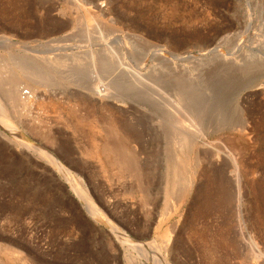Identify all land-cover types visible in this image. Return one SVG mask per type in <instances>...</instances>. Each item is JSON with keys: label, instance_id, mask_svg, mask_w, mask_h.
Returning <instances> with one entry per match:
<instances>
[{"label": "rangeland", "instance_id": "obj_1", "mask_svg": "<svg viewBox=\"0 0 264 264\" xmlns=\"http://www.w3.org/2000/svg\"><path fill=\"white\" fill-rule=\"evenodd\" d=\"M69 82L116 100L60 93L18 111L70 178L0 133V264H264V0H0L5 109L14 83L59 93ZM111 113L133 137L139 180L87 155L94 137L120 145ZM187 156L197 175L174 208Z\"/></svg>", "mask_w": 264, "mask_h": 264}, {"label": "bare ground", "instance_id": "obj_2", "mask_svg": "<svg viewBox=\"0 0 264 264\" xmlns=\"http://www.w3.org/2000/svg\"><path fill=\"white\" fill-rule=\"evenodd\" d=\"M22 64L24 65V63H22ZM23 65L21 66L23 71L28 69L27 68L29 66L28 64H27L28 66L25 64L24 67H23ZM29 70H30V68H29ZM39 70H41V69H39ZM259 85H264V83L262 82V84H259ZM12 87H13L12 91L10 93H8L7 96L10 99V103H11L12 107L14 108V111L10 112L7 109H5L6 107L3 104L4 102L2 103L0 100V128H1L0 133H1V135L5 138L9 139L11 142L15 143L16 145L20 146L21 148H25L27 150H30V151L37 153L44 160H46L47 163L53 164L57 169H59L61 171V173L63 172V174L66 177H69V178L72 177L71 170L69 168H67L53 153L44 149L43 146L41 147V146L37 145L27 134H25V132L21 129L20 125L17 123L18 120H16L18 118V114H19L18 111L22 110V111L26 112L30 109H34L35 107L37 108L43 104V99L45 96H49L50 98H52V97H55L57 94H60V93L68 96L69 98H70V96L72 97L73 95L80 96V98H82V99L86 98V99L91 100V99L96 98V99H98V102H100L102 105H105V106H110L114 102V100H116V99L111 97L110 93L107 90V87L100 86L98 84H92V86L87 87L86 85L83 86L80 84L72 85V82H69L65 85V88L62 89L59 93L57 90H54V89L53 90L49 89L50 91L49 90H41L40 87H42V85L38 88L36 87V89L30 88V90H27L26 92L24 91L23 88H21V85L19 83L18 84L17 83L12 84ZM84 89L88 90L89 93L88 92L86 93L85 91H83ZM104 113L106 114V112H104ZM104 113H102L103 116H104ZM103 116H100L99 118H101ZM114 116L116 118V115H114ZM114 116L111 113V114H108L107 117L105 116L104 118L108 119L109 122H107V124L109 125L110 130L112 129L113 132H115L116 135H118L117 141L120 143V145L117 146V145L113 144L114 141L112 138L106 139L104 136H109V135H107V133H105V135L102 134V136L104 137V138L102 137L104 139L102 143H98L97 141H95L94 138H96V137L93 138V140H94L93 143H95L94 148L92 149V151L87 152V155L98 159L102 163L103 168H105V169H109V168L116 169L117 170L116 174H119V175H122L125 172H129L136 180H139L141 178L142 169L140 168L141 166H140L139 160L137 159V156L135 155V153H133V151L131 149L132 148L131 145L129 147V144L132 141L130 139L133 137L130 136L128 139H126L127 137L123 138L122 135L118 134V131H117L118 128L116 129V127H118V126L115 125ZM96 128H97V126H96ZM97 129H96V131H98V133H100L101 129L100 128H97ZM99 129H100V131H99ZM107 130H109V129H106V131ZM97 139H99V138H97ZM114 146H117V147H114ZM196 157H198V156H196ZM187 159L188 160L185 161V166L183 165V167H184V169H183L184 180H185L184 181V190L181 193V195L179 196V199L177 200L178 203L176 205H174V208L180 207L181 205L184 204V202L186 201V198L188 197L189 193L192 190V187H193L194 181H195V176L197 175V173H196L197 170H196V172L194 171L195 173H193V166L197 165L198 162H200L199 161L200 159L198 160L195 157L193 158V156L192 157L187 156ZM80 189H82V187H80ZM76 192L79 195L83 205L89 210V212L91 214H93L95 217H97L98 219L105 221V218L101 214V210L99 209V207L95 203L92 196H90L88 194V192L84 191V190H81V192L76 190ZM111 229L122 240L128 241V243L131 242V244H132V240L130 239V237L126 233H124L120 229H118L115 225H112ZM227 241L226 240L220 241L221 242L220 245H222L223 248L226 247L227 243H228ZM154 242L150 246L157 244V242L156 243H154ZM257 243H255L256 247H258ZM145 246H146L145 244L144 245L140 244V247H142V248H145ZM241 253H240V256H241ZM225 254H224L225 258L229 259V257L231 256L230 255L231 253L228 254L227 252H225ZM260 256L256 255V258H259ZM9 258H12V257H9ZM147 259L150 260L152 264H170V262L165 258V256L163 254L161 256L159 254L158 258L147 256ZM14 263L15 262H13V264Z\"/></svg>", "mask_w": 264, "mask_h": 264}]
</instances>
